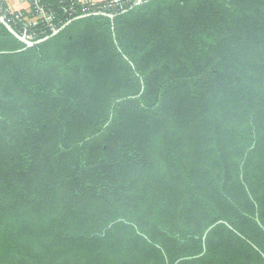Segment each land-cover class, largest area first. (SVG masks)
<instances>
[{
    "label": "trees",
    "instance_id": "obj_1",
    "mask_svg": "<svg viewBox=\"0 0 264 264\" xmlns=\"http://www.w3.org/2000/svg\"><path fill=\"white\" fill-rule=\"evenodd\" d=\"M28 2L0 3L50 36L0 21V264H264V0Z\"/></svg>",
    "mask_w": 264,
    "mask_h": 264
},
{
    "label": "water",
    "instance_id": "obj_2",
    "mask_svg": "<svg viewBox=\"0 0 264 264\" xmlns=\"http://www.w3.org/2000/svg\"><path fill=\"white\" fill-rule=\"evenodd\" d=\"M142 2H143V0H135V5H138V4L142 3ZM92 14H98V12H96V13H92ZM92 14H82V15H77L74 19L82 18V17H86V16H90V15H92ZM103 14H106L107 16H109V17L112 18V19H114V17H115V14H112V13H104V12H103ZM74 19L69 20V21H68L67 23H65L61 28L55 30V31L53 32L52 35L57 34L61 29H63L65 26H67L69 23H71ZM0 21H1V23L3 22V24L7 27V29H8V30H9V31H10V32H11L16 38H18L19 40H21V41L26 45V48H27V47H32V46H34V45H36V44H39V43H41V42L47 40V39L50 37V36H46V37H44V38H42V39H39V40H35V41H33V40H31V39L25 37L24 35H21L20 33H18V32L12 27V25L7 21L6 16H4L1 12H0ZM52 35H51V36H52ZM219 222H222V221H219ZM212 227H213V226H211V227L205 232V234H204V238L206 237V235L208 234L209 230H210Z\"/></svg>",
    "mask_w": 264,
    "mask_h": 264
},
{
    "label": "built area",
    "instance_id": "obj_3",
    "mask_svg": "<svg viewBox=\"0 0 264 264\" xmlns=\"http://www.w3.org/2000/svg\"><path fill=\"white\" fill-rule=\"evenodd\" d=\"M2 1L0 0V3H1ZM78 2L79 3H81V4H86V3H90V4H92V5H95V4H98L97 2H94V1H92V0H78ZM104 2V7H110V6H113V5H115V4H121V3H123V0H104L103 1ZM101 3V2H100ZM7 11L8 12H11V13H14L15 15V17L16 18H21V19H23L25 22H26V24H28V25H36L37 23H38V20L40 19V18H42V17H44V14H40V15H38V16H30L29 14L27 15V14H25L24 12H30V5H29V7H28V9H22V10H19V11H17V12H12V11H10L9 9H7ZM48 18H51V17H48ZM25 37H27V38H29V39H31V40H33L32 39V34H29L28 33V30L25 28V30H24V34H23Z\"/></svg>",
    "mask_w": 264,
    "mask_h": 264
},
{
    "label": "crops",
    "instance_id": "obj_4",
    "mask_svg": "<svg viewBox=\"0 0 264 264\" xmlns=\"http://www.w3.org/2000/svg\"><path fill=\"white\" fill-rule=\"evenodd\" d=\"M7 8L12 11V12H17L22 9H28L29 7V2L28 0H2ZM94 2L100 3L103 2L104 0H92Z\"/></svg>",
    "mask_w": 264,
    "mask_h": 264
}]
</instances>
